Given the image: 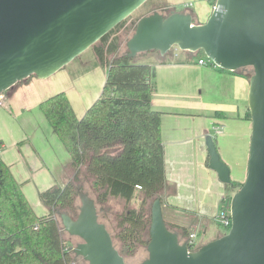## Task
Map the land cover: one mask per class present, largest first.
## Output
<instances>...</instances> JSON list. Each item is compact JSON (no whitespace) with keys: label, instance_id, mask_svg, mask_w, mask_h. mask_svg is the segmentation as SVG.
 I'll return each instance as SVG.
<instances>
[{"label":"water","instance_id":"obj_1","mask_svg":"<svg viewBox=\"0 0 264 264\" xmlns=\"http://www.w3.org/2000/svg\"><path fill=\"white\" fill-rule=\"evenodd\" d=\"M147 0H0V94L35 76L63 68ZM130 58L148 51L167 55L173 48L202 51L216 66L252 68L248 108L251 121L245 180L233 187L230 169L214 137H204L209 167L235 191L231 225L221 236L190 250L168 227L156 198L150 207L147 256L138 264H264V0H216L207 19L194 23L191 12L141 16L126 41ZM75 217L59 214L63 230L80 239L72 252L87 264H126L95 200L78 190Z\"/></svg>","mask_w":264,"mask_h":264},{"label":"crops","instance_id":"obj_2","mask_svg":"<svg viewBox=\"0 0 264 264\" xmlns=\"http://www.w3.org/2000/svg\"><path fill=\"white\" fill-rule=\"evenodd\" d=\"M193 19L202 23L206 18ZM138 59L155 68L150 104L161 112L165 167L162 215L181 241H187L188 233L195 231L199 247L221 236L214 223L219 209L232 195L228 191L232 188L221 183L209 167L204 137L213 135L215 126H222V132L214 137L218 154L230 169V179L242 183L251 133V121L246 117L249 77L242 69L200 65L195 52L177 48L167 54L164 62L155 53ZM105 79L106 69L90 47L53 75L44 79L28 77L4 92L0 104V159L10 167L37 215L49 212L38 193L63 186L73 175L71 157L40 103L64 92L80 118L99 97ZM200 232L202 236L197 240Z\"/></svg>","mask_w":264,"mask_h":264},{"label":"trees","instance_id":"obj_3","mask_svg":"<svg viewBox=\"0 0 264 264\" xmlns=\"http://www.w3.org/2000/svg\"><path fill=\"white\" fill-rule=\"evenodd\" d=\"M123 21L91 46L106 69V79L99 97L80 118L64 92L40 103L71 157L69 167L73 171L63 186L38 193L48 214L35 213L10 167L0 159V264H68L80 258L65 249L68 240L63 238L59 214L76 216V198L78 190H83L84 177L91 179L100 203L110 198L125 202L136 198L135 206L117 215L116 232L111 236L124 258L146 247L150 207L156 198L161 199L165 167L161 112L150 104L155 68L138 57L159 53L142 52L133 58L126 50L119 53L117 38L110 36ZM195 55L204 54L198 51ZM166 57L159 55V60L164 62ZM246 117L250 119L249 111ZM232 185L241 183L232 181Z\"/></svg>","mask_w":264,"mask_h":264},{"label":"rangeland","instance_id":"obj_4","mask_svg":"<svg viewBox=\"0 0 264 264\" xmlns=\"http://www.w3.org/2000/svg\"><path fill=\"white\" fill-rule=\"evenodd\" d=\"M215 1L216 0H147L131 15H129L123 21V24L120 27L114 30L113 34L110 36V39L116 37L118 43L122 45V50L125 51L126 50L125 43L134 32L136 22L141 16L148 15L155 10L165 15H169V13L166 12V9H164L166 5L178 4L177 6L178 9L182 10L179 6L183 5V3H188L191 5H189L188 9L184 11L186 12L190 11L195 18L201 20L204 18L207 19L208 14L211 13V10L215 4ZM193 21L195 23L196 19H193ZM89 51H91V49H89ZM242 70H244L246 73L250 75L252 74L251 67H245ZM90 180L91 179L89 177L83 178V190L87 192L95 200L97 212H98V218L101 222H103L106 225L108 231L113 236L116 232L117 215L123 212L125 209L135 206L136 198L134 200L133 199L130 200L129 202H125L121 198H110L105 203H100L96 199V192L94 191ZM228 191L231 195L235 190L229 188ZM76 203L79 204L78 197L76 198ZM214 224L217 233H219L220 235L226 233L229 230V228L221 226L220 224H218V222ZM62 232H63V238L68 240L71 246H75L78 242H80V239L78 237L69 236L64 230ZM201 236L202 234L200 232L197 240H199ZM146 256H147L146 247L141 246L138 248V250L133 256L125 257V262L126 264H138ZM76 263L87 264L82 258H77Z\"/></svg>","mask_w":264,"mask_h":264},{"label":"built area","instance_id":"obj_5","mask_svg":"<svg viewBox=\"0 0 264 264\" xmlns=\"http://www.w3.org/2000/svg\"><path fill=\"white\" fill-rule=\"evenodd\" d=\"M186 5L189 6L191 4L186 3ZM197 63L200 65H206V64L215 65L205 55L198 57ZM3 97H4V92L0 94V104H1ZM221 132H222V126H215L214 127V133L212 136L215 137L218 134H220ZM136 188L140 189L141 187L139 185H136ZM229 205H230V200H229V202L226 200L225 203L219 209L218 214L216 216V220H217L218 224H220L221 226L226 227V228H230V225H231V216H230V206ZM196 236H197V234L195 231L188 233L186 242H187L188 248L190 250L197 248L196 243H195ZM71 247L72 246L70 245V243L67 242L65 249L71 250ZM68 264H77L76 259L70 260Z\"/></svg>","mask_w":264,"mask_h":264},{"label":"flooded vegetation","instance_id":"obj_6","mask_svg":"<svg viewBox=\"0 0 264 264\" xmlns=\"http://www.w3.org/2000/svg\"><path fill=\"white\" fill-rule=\"evenodd\" d=\"M177 6H178V4H175V5L168 4L165 6L164 9H166V12L170 14V13L175 12V11L186 12L184 10H187L189 7L188 5H186V3H183V5L179 6L182 10H179ZM163 15H165V14H163Z\"/></svg>","mask_w":264,"mask_h":264}]
</instances>
